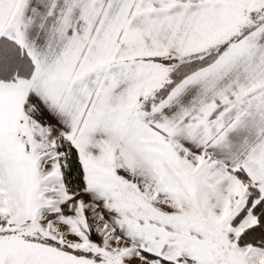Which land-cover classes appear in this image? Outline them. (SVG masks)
Returning <instances> with one entry per match:
<instances>
[{"label":"snow or ice","instance_id":"snow-or-ice-1","mask_svg":"<svg viewBox=\"0 0 264 264\" xmlns=\"http://www.w3.org/2000/svg\"><path fill=\"white\" fill-rule=\"evenodd\" d=\"M0 264H264V0H0Z\"/></svg>","mask_w":264,"mask_h":264}]
</instances>
